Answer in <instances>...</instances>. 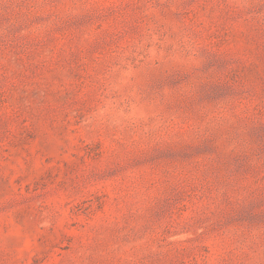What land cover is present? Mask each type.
<instances>
[{"label": "rangeland", "instance_id": "rangeland-1", "mask_svg": "<svg viewBox=\"0 0 264 264\" xmlns=\"http://www.w3.org/2000/svg\"><path fill=\"white\" fill-rule=\"evenodd\" d=\"M0 264H264V0H0Z\"/></svg>", "mask_w": 264, "mask_h": 264}]
</instances>
